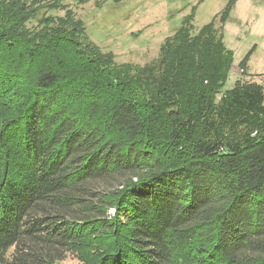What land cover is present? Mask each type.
Wrapping results in <instances>:
<instances>
[{
    "label": "trees",
    "instance_id": "trees-1",
    "mask_svg": "<svg viewBox=\"0 0 264 264\" xmlns=\"http://www.w3.org/2000/svg\"><path fill=\"white\" fill-rule=\"evenodd\" d=\"M64 2L0 0V264H264V89L224 90L235 0L142 66Z\"/></svg>",
    "mask_w": 264,
    "mask_h": 264
},
{
    "label": "rangeland",
    "instance_id": "rangeland-1",
    "mask_svg": "<svg viewBox=\"0 0 264 264\" xmlns=\"http://www.w3.org/2000/svg\"><path fill=\"white\" fill-rule=\"evenodd\" d=\"M228 2L90 0L77 5L65 0L64 3L84 23L88 38L103 52H111L116 63L142 66L157 57L161 44L174 34L191 8H195L192 23L195 30L212 21L219 27L218 16ZM55 15L62 16L63 12ZM222 28L224 46L233 54V65L224 90L231 89L237 81L259 84L264 75V0H235ZM248 53L245 74L248 76H244L237 65ZM109 214L112 215V211ZM64 263L78 264V261L67 254Z\"/></svg>",
    "mask_w": 264,
    "mask_h": 264
},
{
    "label": "built area",
    "instance_id": "built-area-1",
    "mask_svg": "<svg viewBox=\"0 0 264 264\" xmlns=\"http://www.w3.org/2000/svg\"><path fill=\"white\" fill-rule=\"evenodd\" d=\"M262 87H263V89H264V75H262V77H261V80H260V83H259Z\"/></svg>",
    "mask_w": 264,
    "mask_h": 264
}]
</instances>
